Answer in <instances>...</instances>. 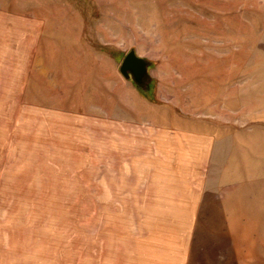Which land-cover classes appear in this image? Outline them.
I'll return each mask as SVG.
<instances>
[{"label": "rangeland", "instance_id": "374dc122", "mask_svg": "<svg viewBox=\"0 0 264 264\" xmlns=\"http://www.w3.org/2000/svg\"><path fill=\"white\" fill-rule=\"evenodd\" d=\"M0 264H264V0H0Z\"/></svg>", "mask_w": 264, "mask_h": 264}, {"label": "water", "instance_id": "95a60500", "mask_svg": "<svg viewBox=\"0 0 264 264\" xmlns=\"http://www.w3.org/2000/svg\"><path fill=\"white\" fill-rule=\"evenodd\" d=\"M150 63L139 56L135 50L127 53L122 61L120 71L127 79H134L141 84L149 72Z\"/></svg>", "mask_w": 264, "mask_h": 264}]
</instances>
